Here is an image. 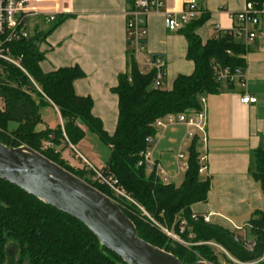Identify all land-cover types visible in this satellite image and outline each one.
<instances>
[{
	"label": "trees",
	"instance_id": "16d2710c",
	"mask_svg": "<svg viewBox=\"0 0 264 264\" xmlns=\"http://www.w3.org/2000/svg\"><path fill=\"white\" fill-rule=\"evenodd\" d=\"M64 20L62 15L55 16L51 30ZM197 25L194 21L181 31L188 43L187 58L194 63V72L190 76H179L170 90L153 88L154 72H141L128 43L127 71L119 76L118 85L113 89L119 99V115L112 136L93 116L92 99L80 97L74 91V82L84 77L79 67L50 73L41 70L44 55L39 46L48 33H30L28 39L11 43L12 56L22 58L23 70L0 60V100L3 103L0 141L6 146H26L38 152L116 201L134 223L142 240L187 264L200 260L217 264L212 247L202 245L210 242L221 246L237 261L251 263L264 252V212L254 213L249 222L250 235L256 242L252 253L235 240L236 234L191 219V207L205 202L210 190V182L203 181L199 174L197 137L188 148V169L181 183L166 185L154 173H147L145 165H139L143 160L141 153L148 148L147 138L155 137L158 132L154 126L158 119L200 111L201 98L216 95L223 87H236L217 80L222 70H246L243 58L246 50L240 40L230 31H219L203 43L195 33ZM44 107H55L63 124L38 130L43 124ZM84 128L111 149L103 171L118 179L138 206L117 199L109 188L89 180V172L74 168L63 159L58 148L67 145L66 139L73 146L79 144L86 136ZM48 143L51 146L45 149ZM252 176L264 196V149L253 153ZM141 209L159 225L176 232H179L178 220L187 219L188 228L180 236L191 246L171 240ZM9 245L16 246L15 264H125L104 248L84 224L0 179V264H6Z\"/></svg>",
	"mask_w": 264,
	"mask_h": 264
},
{
	"label": "crops",
	"instance_id": "0c3cea01",
	"mask_svg": "<svg viewBox=\"0 0 264 264\" xmlns=\"http://www.w3.org/2000/svg\"><path fill=\"white\" fill-rule=\"evenodd\" d=\"M190 1L165 0L166 11L181 13ZM196 1L200 15L195 33L203 43L213 38L217 29L230 31L234 26L232 15L241 12L249 2ZM30 8L36 12L29 21V28L33 27L30 33H48L39 46L44 55L41 70L50 73L79 67L84 77L74 82V91L80 97L92 99L93 116L112 136L119 115V99L113 89L128 66L127 13L131 1L30 0ZM49 15H62L65 20L51 30L52 24L45 22ZM146 24L145 54L164 59L165 89L170 90L179 76H190L194 72V63L187 58V40L181 31L167 30L162 13L149 15ZM244 59L247 92L257 102L244 105L240 102L243 89L239 86L223 87L220 93L205 97L202 108L206 116L200 124L203 130L193 129L195 138H198V153L207 158V171L200 176L203 181L210 182V190L207 200L193 205L191 213L208 216L209 224L236 235L243 234L241 229L247 228L254 213L264 212V196L252 176L253 153L264 149V41L260 39L250 46ZM0 104L2 108L1 100ZM49 108L54 110L58 121L56 126H51L42 115L44 129L63 124L57 109ZM84 130L86 136L74 146L75 150L65 144L59 148L63 159L71 166L85 167L86 160L99 169L105 168L111 149L97 135L86 128ZM186 133L184 126L160 129L151 147L154 161L160 164L172 182L181 183L184 178V173L178 171L177 155H188L191 141ZM247 234L250 236V232Z\"/></svg>",
	"mask_w": 264,
	"mask_h": 264
},
{
	"label": "built area",
	"instance_id": "2783aa9c",
	"mask_svg": "<svg viewBox=\"0 0 264 264\" xmlns=\"http://www.w3.org/2000/svg\"><path fill=\"white\" fill-rule=\"evenodd\" d=\"M130 1L131 8L127 13V42L134 52L135 60L137 61L141 72H154L153 88L165 89L166 63L164 59L159 56H150L145 54L147 18L153 13H162L165 16V25L168 31H182L185 27L198 19L200 15L198 3L196 0H191L181 13H172L166 11L165 0ZM34 14H36V12L30 8V0H0V60L22 69V58L13 57L9 45L22 39L29 38V21ZM46 20L51 23L55 20V16L49 15ZM232 20L234 22V26L230 30V33L238 40L243 41L242 44L244 45L246 51L258 40L262 39L264 41V1L257 3L252 1L247 2L241 12L232 15ZM218 32L219 30L217 29L216 35ZM229 54H231V52H229ZM243 58H245V55ZM217 80L222 84L230 83L243 89L244 94L240 98V102L242 104L252 105L257 102V99L249 95L247 92L246 70L237 69L232 71L231 69H224L219 73ZM200 101L203 104L205 102V98H201ZM205 116V111L202 108L198 112L168 115L164 118L158 119L154 126L157 131L173 126H184L187 130L186 137L192 141L195 138V132H193V129L196 128L203 130L200 124L205 120ZM50 138L52 139V137ZM66 142L71 149L75 150L74 146L69 143L67 139ZM146 143L148 148L145 152L141 153L143 160L139 163V165H145L147 173H154L162 183L166 185L171 184V178L163 170L160 164L153 159L151 147L154 143V137H148ZM49 146H51L50 143L47 144L45 149ZM79 157L83 159L81 155H79ZM206 160V157L199 158L200 175L205 174L207 171ZM84 161L85 168H87L90 174L93 173L92 176L95 182L109 188L117 199L125 200L138 206L127 191L122 187L118 179L106 174L103 171V168L99 169L88 161ZM187 161L188 155L182 153L177 155V167L179 172H183L185 174L188 169ZM114 202L117 203L116 201ZM143 213L154 226L158 227L171 240L185 246L188 245V243L182 240L180 236L188 228L187 219L181 218L178 220L177 224L179 232H176L173 229H168L159 225L154 218L149 216L144 211ZM191 219L195 221L202 220L206 224L210 223V218L208 216L200 217L199 215L192 214ZM250 229V224L247 228L241 229L243 234L237 235L235 240L241 243L247 252L252 253L256 248V242L254 238L248 237L247 233L250 232ZM202 245H208L212 248L222 250L229 257L231 264H264V252L262 256L254 262L241 263L216 243L210 242Z\"/></svg>",
	"mask_w": 264,
	"mask_h": 264
},
{
	"label": "water",
	"instance_id": "95a60500",
	"mask_svg": "<svg viewBox=\"0 0 264 264\" xmlns=\"http://www.w3.org/2000/svg\"><path fill=\"white\" fill-rule=\"evenodd\" d=\"M0 179L84 224L125 264H187L142 240L112 199L26 146L15 148L0 141Z\"/></svg>",
	"mask_w": 264,
	"mask_h": 264
},
{
	"label": "rangeland",
	"instance_id": "374dc122",
	"mask_svg": "<svg viewBox=\"0 0 264 264\" xmlns=\"http://www.w3.org/2000/svg\"><path fill=\"white\" fill-rule=\"evenodd\" d=\"M29 30H30V32H33V27L31 26L29 28ZM41 112H42L43 118L45 119V121L47 123H49L51 126H56L58 120H57V116H56V114H55V112H54L53 109H50L49 107H44ZM42 125H40L38 128L39 129H44L45 126H42ZM10 146H13V145H10ZM61 147H59V148H61ZM59 148H58V150H59ZM69 165H71V164H69ZM72 167L77 168V169H80V170H83L84 169L86 172H89L87 170V168H85L83 166H78V165H74L73 166L72 165ZM87 177H88L89 180L95 182L93 180V176L91 174L88 173ZM82 181L84 183H86L84 180H82ZM248 237L250 238L251 235L248 236ZM186 243H188V242H186ZM190 246H191V244L188 243V245L186 247H190ZM212 249L214 251V255L217 258V264H231V261H230L229 257L222 250L217 249V248H212ZM15 259H16V246L15 245H9V247H8V258H7L6 264H15Z\"/></svg>",
	"mask_w": 264,
	"mask_h": 264
}]
</instances>
